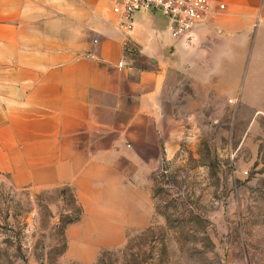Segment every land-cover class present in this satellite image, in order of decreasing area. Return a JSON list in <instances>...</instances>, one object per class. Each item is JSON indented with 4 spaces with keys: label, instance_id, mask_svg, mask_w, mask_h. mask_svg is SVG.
Listing matches in <instances>:
<instances>
[{
    "label": "crops",
    "instance_id": "1",
    "mask_svg": "<svg viewBox=\"0 0 264 264\" xmlns=\"http://www.w3.org/2000/svg\"><path fill=\"white\" fill-rule=\"evenodd\" d=\"M210 1L188 42L158 12L120 28L109 0H0V172L71 189L80 214L65 259L92 264L150 223L152 176L186 130L187 85L220 97L219 69L239 65L264 23V0Z\"/></svg>",
    "mask_w": 264,
    "mask_h": 264
},
{
    "label": "rangeland",
    "instance_id": "2",
    "mask_svg": "<svg viewBox=\"0 0 264 264\" xmlns=\"http://www.w3.org/2000/svg\"><path fill=\"white\" fill-rule=\"evenodd\" d=\"M251 39L239 65L219 69L220 97L187 85L186 130L152 176L150 223L92 264H264V23ZM78 213L70 188L0 172V264H79L63 257Z\"/></svg>",
    "mask_w": 264,
    "mask_h": 264
},
{
    "label": "built area",
    "instance_id": "3",
    "mask_svg": "<svg viewBox=\"0 0 264 264\" xmlns=\"http://www.w3.org/2000/svg\"><path fill=\"white\" fill-rule=\"evenodd\" d=\"M212 7L210 0H109V10L117 16L120 28L130 30L138 14L158 12L166 21L170 36L188 42L193 29L206 20ZM216 7L223 9L224 4Z\"/></svg>",
    "mask_w": 264,
    "mask_h": 264
},
{
    "label": "trees",
    "instance_id": "4",
    "mask_svg": "<svg viewBox=\"0 0 264 264\" xmlns=\"http://www.w3.org/2000/svg\"><path fill=\"white\" fill-rule=\"evenodd\" d=\"M79 214H80V208H79V213H78V215H77L75 218H72V219H70V220H67L66 225L69 224V223H71V222H73V221H75L76 219H78ZM64 248L66 249V244H65V247H64ZM65 249H64L63 252H65Z\"/></svg>",
    "mask_w": 264,
    "mask_h": 264
}]
</instances>
